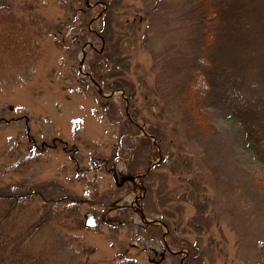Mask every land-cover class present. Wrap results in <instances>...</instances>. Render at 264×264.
Returning <instances> with one entry per match:
<instances>
[{"label": "rangeland", "instance_id": "374dc122", "mask_svg": "<svg viewBox=\"0 0 264 264\" xmlns=\"http://www.w3.org/2000/svg\"><path fill=\"white\" fill-rule=\"evenodd\" d=\"M70 1L0 7V187L53 181L88 200L82 229L45 226L27 249L44 264H176L168 252L182 264L194 244L200 264H264V0H107L136 91L138 128L124 134L109 119L132 116L125 90L101 96L81 79L103 41L65 56L53 38L74 19ZM29 11L37 19L14 17ZM148 130L158 155L145 183ZM37 216L29 208L15 227ZM148 221L162 235L143 232Z\"/></svg>", "mask_w": 264, "mask_h": 264}, {"label": "trees", "instance_id": "16d2710c", "mask_svg": "<svg viewBox=\"0 0 264 264\" xmlns=\"http://www.w3.org/2000/svg\"><path fill=\"white\" fill-rule=\"evenodd\" d=\"M23 1L28 2V0H0V7L1 4H4L5 8H9V2L17 7ZM76 1L77 4L79 3L78 7L76 2H69L74 19H59L54 26L53 34H51L65 56L77 55L89 39L96 40L99 38L103 41L104 47L102 51L93 48L90 52L86 53L87 74L99 84L104 92L125 90V94L130 101L132 116L124 115V118L113 116L110 117L109 122L113 125H119L121 134H124L125 131L136 130L138 128L137 107L135 103L136 91L128 73L121 66L125 60L124 55L120 52L122 37L120 36L119 40L113 41V28L111 26V19H109L112 14V3L107 0H90L92 3L94 2L90 6L88 4L89 0ZM106 1L109 9L100 17L94 19L99 9L101 10L100 4ZM31 2L35 5L40 3L41 0H31ZM60 7L64 9L62 4ZM36 16L32 11H29L27 15H14L15 19H37ZM94 22L96 27L93 29L92 24ZM43 32L49 34V30L43 29ZM78 76L80 77V75ZM81 79L90 82L88 76ZM92 87L95 88L93 85ZM102 100L105 104L113 106L110 99L103 98ZM108 110L107 108L106 111ZM153 135L156 136V134H153V131L148 130L145 132L143 140H141V146L144 147L143 157H140L142 160L141 170L143 171L141 181L145 183L152 179L153 168L151 166H153L154 158L158 155L151 151V146L153 145L150 138ZM121 137L122 135L119 138ZM57 143L59 142L54 141L52 144ZM59 144L61 146L64 145L63 149H66V143ZM131 173L135 174L136 170L131 171ZM130 176L133 177L135 175ZM50 182L52 183L40 184L39 182L30 183L29 181H25L15 183L6 188L0 187V264H44L40 253H32L27 249L37 233L45 226L54 224L72 232H77L83 228L82 207L87 203V198L76 192L69 191L61 184L53 181ZM29 208H36L38 216L32 222L22 227V229H17L14 223L16 217ZM127 208L130 209L129 207ZM109 220L113 221L112 226H119L125 223L117 217L109 218ZM164 223L167 224L170 230L166 235L167 242L169 245H175L178 237L175 230L177 231L178 228L172 227L168 222ZM139 227L143 232L152 231L154 234L160 233L162 235L161 226L144 224ZM168 253L176 259V264H181V255L179 253ZM202 255L203 252L200 248L193 244L191 245L190 256L185 261H182V264H200Z\"/></svg>", "mask_w": 264, "mask_h": 264}, {"label": "water", "instance_id": "95a60500", "mask_svg": "<svg viewBox=\"0 0 264 264\" xmlns=\"http://www.w3.org/2000/svg\"><path fill=\"white\" fill-rule=\"evenodd\" d=\"M86 225L88 227H96L97 223H96L95 216L93 214H91V213L87 214Z\"/></svg>", "mask_w": 264, "mask_h": 264}]
</instances>
